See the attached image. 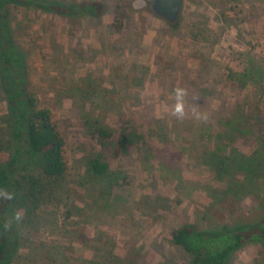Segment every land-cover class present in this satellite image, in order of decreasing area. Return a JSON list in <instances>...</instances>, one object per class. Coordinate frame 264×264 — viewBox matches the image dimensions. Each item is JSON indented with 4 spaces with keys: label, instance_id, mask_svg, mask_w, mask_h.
<instances>
[{
    "label": "rangeland",
    "instance_id": "374dc122",
    "mask_svg": "<svg viewBox=\"0 0 264 264\" xmlns=\"http://www.w3.org/2000/svg\"><path fill=\"white\" fill-rule=\"evenodd\" d=\"M89 1L104 2L106 13L10 5L32 87L53 110L70 162L62 186L21 225L10 264L186 263L173 242L178 227L252 220L264 204L263 171L222 179L207 162L212 151L251 153L264 136V0H184L176 24L152 11L153 0ZM247 69L258 80H243ZM176 85L200 97L215 123L209 134V121L167 115ZM7 112L0 94V130ZM220 114L247 122L245 137L217 124ZM99 123L137 133L134 149L112 162L124 175L116 181L88 170L90 157L106 155ZM228 264H264V249L249 243Z\"/></svg>",
    "mask_w": 264,
    "mask_h": 264
},
{
    "label": "trees",
    "instance_id": "16d2710c",
    "mask_svg": "<svg viewBox=\"0 0 264 264\" xmlns=\"http://www.w3.org/2000/svg\"><path fill=\"white\" fill-rule=\"evenodd\" d=\"M13 3L73 17L99 18L107 10L102 1L83 0L66 6L53 0H0V94L8 106L4 121L6 125L0 130V187L15 193L13 200L0 203V264H10L17 256L21 246V225L33 222L42 198L58 191L70 164L67 140L59 122L53 110L42 104L29 79L26 52L15 39L12 26L10 5ZM116 7H120V4ZM121 14L117 12L115 17ZM115 24L122 26L121 23ZM251 75L254 76L247 69V74L243 73V80H258L259 77L252 79ZM242 84L245 85L244 82ZM211 114L217 117L214 111ZM219 116L215 120L217 124L226 132L232 130L240 137H245L246 129L251 127L236 117ZM208 123L209 134L215 123ZM94 130L106 155L90 157L88 170L96 177H107L112 181L124 178L121 172L116 173L112 168V162L134 149L137 133H116L100 123L95 125ZM175 158L177 156L174 155L173 160ZM207 162L222 179L230 177L232 180L233 176L238 175L241 179L254 180L260 171L264 172V136L260 137L258 147L251 153L234 150L225 155L212 151ZM260 208L259 215L252 220L243 219L234 224L221 223L206 228H196L190 224L178 227L173 233V242L186 256L187 262L183 264H228L249 243L264 249V204ZM18 209L23 210V222L13 226L10 231H3L5 219Z\"/></svg>",
    "mask_w": 264,
    "mask_h": 264
},
{
    "label": "clouds",
    "instance_id": "9594fccd",
    "mask_svg": "<svg viewBox=\"0 0 264 264\" xmlns=\"http://www.w3.org/2000/svg\"><path fill=\"white\" fill-rule=\"evenodd\" d=\"M145 98V94H141V99ZM171 103L167 107V115L177 122L183 123L191 121L196 124L207 123L209 121V113L203 109L198 103L200 97L190 92L187 87L176 85L169 94ZM15 198V193L6 187H0V203L11 201ZM24 213L22 209L15 210L5 219L2 228L7 232L13 226H18L23 222Z\"/></svg>",
    "mask_w": 264,
    "mask_h": 264
},
{
    "label": "water",
    "instance_id": "95a60500",
    "mask_svg": "<svg viewBox=\"0 0 264 264\" xmlns=\"http://www.w3.org/2000/svg\"><path fill=\"white\" fill-rule=\"evenodd\" d=\"M184 0H153L151 3L152 11L166 19L171 24L179 21Z\"/></svg>",
    "mask_w": 264,
    "mask_h": 264
}]
</instances>
